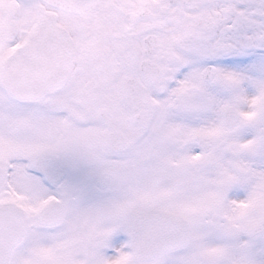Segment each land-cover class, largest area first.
<instances>
[{
  "label": "snow or ice",
  "instance_id": "6c2138e0",
  "mask_svg": "<svg viewBox=\"0 0 264 264\" xmlns=\"http://www.w3.org/2000/svg\"><path fill=\"white\" fill-rule=\"evenodd\" d=\"M0 264H264V0H0Z\"/></svg>",
  "mask_w": 264,
  "mask_h": 264
}]
</instances>
